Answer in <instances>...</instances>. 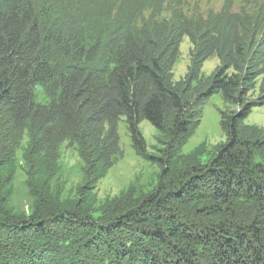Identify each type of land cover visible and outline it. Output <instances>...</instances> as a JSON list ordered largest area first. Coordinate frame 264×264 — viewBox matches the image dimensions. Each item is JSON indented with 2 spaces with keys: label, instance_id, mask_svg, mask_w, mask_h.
Segmentation results:
<instances>
[{
  "label": "trees",
  "instance_id": "obj_1",
  "mask_svg": "<svg viewBox=\"0 0 264 264\" xmlns=\"http://www.w3.org/2000/svg\"><path fill=\"white\" fill-rule=\"evenodd\" d=\"M182 7L0 0V264H264V128L244 124L264 105V0L251 13L226 0L205 18ZM183 37L190 64L173 82ZM212 56L219 65L204 76ZM214 95L225 141L206 159L184 153ZM122 121L157 182L98 202ZM143 121L157 133L151 151ZM63 144L82 163L73 197L53 184ZM18 151L29 215L10 206Z\"/></svg>",
  "mask_w": 264,
  "mask_h": 264
},
{
  "label": "rangeland",
  "instance_id": "obj_2",
  "mask_svg": "<svg viewBox=\"0 0 264 264\" xmlns=\"http://www.w3.org/2000/svg\"><path fill=\"white\" fill-rule=\"evenodd\" d=\"M225 1L183 0L182 9L187 15L205 18L210 11L219 12ZM229 1L231 3V11L238 13L243 9L246 13H251L255 11V3L258 4L262 0ZM161 17L168 18V13L163 14ZM192 48L193 46L189 39L183 37L178 48L177 61L172 69L173 82L181 80L186 75ZM218 65L219 60L216 56H212L204 62L201 72L204 76H209ZM260 81L261 79L257 81L256 94ZM223 111L224 105L218 95L210 97L200 106L199 124L183 148L184 153L202 148L203 154L201 158L206 159L212 154L216 145L225 141V136L219 125L220 114ZM244 124L264 128V105L251 109L250 114L244 120ZM139 130L147 149L151 151V148L155 145V137L157 135L155 129L148 122L143 121L139 125ZM118 134L120 154L115 157L111 169L96 186L94 192L98 202L116 197L130 188H133L137 193L145 194L150 192L157 182L158 169L136 156L131 147L123 121L118 125ZM15 167L16 172L11 182L10 206L15 214L29 215L33 208V198L25 183L26 177L22 171L20 151L15 156ZM81 170L82 163L75 150L63 144L60 149L59 171L53 180V184L56 183L63 187V197L74 196L76 187L82 181Z\"/></svg>",
  "mask_w": 264,
  "mask_h": 264
}]
</instances>
